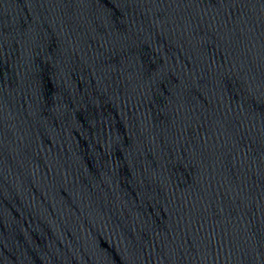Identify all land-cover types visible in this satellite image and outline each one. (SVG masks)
<instances>
[{"label":"water","instance_id":"95a60500","mask_svg":"<svg viewBox=\"0 0 264 264\" xmlns=\"http://www.w3.org/2000/svg\"><path fill=\"white\" fill-rule=\"evenodd\" d=\"M0 264H264V0H0Z\"/></svg>","mask_w":264,"mask_h":264}]
</instances>
